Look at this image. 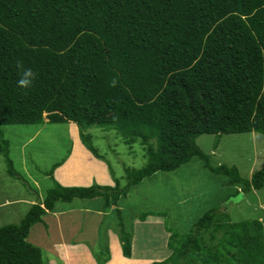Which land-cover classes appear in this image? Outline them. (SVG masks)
Masks as SVG:
<instances>
[{"label":"trees","instance_id":"trees-1","mask_svg":"<svg viewBox=\"0 0 264 264\" xmlns=\"http://www.w3.org/2000/svg\"><path fill=\"white\" fill-rule=\"evenodd\" d=\"M44 118L74 123L100 160L89 129L112 130L129 147L141 145L145 163L125 167L122 187L117 178L113 186H63L51 178L19 223L0 227V264H42L40 248L26 237L56 202L96 199L99 209L114 206L121 216L118 202L130 187L194 157L243 191L261 189L264 166L242 179L235 166H210L196 139L264 135V0H0V156L8 173L15 171L1 127ZM213 212L181 240L172 233L171 255L151 264H264L263 222L213 223ZM151 214L163 216L140 219ZM117 223L129 258L131 230ZM209 230L225 232L224 251L216 247L224 236L207 244ZM104 252L97 264L109 261Z\"/></svg>","mask_w":264,"mask_h":264},{"label":"rangeland","instance_id":"rangeland-1","mask_svg":"<svg viewBox=\"0 0 264 264\" xmlns=\"http://www.w3.org/2000/svg\"><path fill=\"white\" fill-rule=\"evenodd\" d=\"M1 128L3 137L9 141L8 157L15 173L7 172L1 155L0 204L4 205L0 206V227L19 223L30 205L38 204L44 198L46 190L52 186L51 178L54 181V177L60 178L71 186L101 183L102 176L97 168L101 165L105 178L108 177V181L101 184L113 186V178H117L122 187L126 184L125 167L138 169L145 163L142 146L135 143L129 147L112 130L89 129L91 143L103 157L100 160L90 152L86 153L88 150L79 139L78 128L71 122L48 123L44 118L39 125H4ZM196 144L209 157L210 166H235L245 180L264 166V135L254 132L219 137L206 134L200 135ZM64 162L69 164L68 175ZM55 164L57 171L52 169ZM73 167L74 173L70 171ZM101 203L96 199L56 202L52 211L46 212L30 227L26 240L28 238L30 244L40 248L42 264H97V260L107 256L106 250L110 257L107 264L158 263L171 255L168 244L172 233L179 234L173 238L175 241L181 240L180 235L190 232L197 220L211 209L214 211L213 223L262 221L264 239V185L259 190L243 191L231 179L204 167L198 157L175 170L145 177L130 187L118 202L121 216L112 211L114 206L103 211L106 213L101 221L97 213L87 218V213L81 209H72L88 208L92 212L89 214H93V209ZM142 213L163 216L151 214L140 219ZM118 219H122L126 230H131L132 254L129 259L123 257L116 235ZM213 232L204 233L208 236L207 244L213 246L224 236L216 244L223 250L221 244L227 241L225 232ZM174 244L176 246V242Z\"/></svg>","mask_w":264,"mask_h":264},{"label":"crops","instance_id":"crops-1","mask_svg":"<svg viewBox=\"0 0 264 264\" xmlns=\"http://www.w3.org/2000/svg\"><path fill=\"white\" fill-rule=\"evenodd\" d=\"M82 147V146H81ZM83 148V147H82ZM84 149V148H83ZM84 150H86V149H84ZM89 151H87L86 153H88ZM89 154V153H88ZM91 156V155H90ZM92 159V158H91ZM69 161H71V157L68 159V163H69ZM65 164V162L63 163L64 165H66V167H64V168H66L65 169V174L66 175H68V174H70L68 171L69 170H67V165H69V164ZM61 166V165H60ZM59 166V167H60ZM77 167V166H76ZM56 168H58V166L56 167ZM56 168H54V170L55 171H57L56 170ZM97 168H98V172H99V176H102V181H100L101 183L103 182V181H108V177L106 176V178H105V171H104V168L101 166V165H99V166H97ZM74 170H75V168L73 167V168H70V171H73V173H74ZM77 171H80V169H76ZM70 176V175H69ZM96 176V175H95ZM54 179L59 183V184H61V185H63V186H71V185H69V182L67 183V181H62V180H60V178L58 179L57 177H54ZM77 179V178H76ZM79 180V179H78ZM101 183H97V184H99V185H102ZM88 185H91V184H88ZM87 184H85V185H83V186H88ZM10 201H8L7 203H9ZM7 203H5V204H7ZM70 203H72V202H70ZM4 205V203H2V204H0V206H3ZM100 207H96L95 209H93L94 211H93V214H89V213H92V212H90L89 210H88V208H77V207H72V209L75 211H79V209H81L83 212H85V213H87V218L88 217H92L94 214H96L97 213V217H98V220L99 221H101V217L104 215V213H106V212H103V210H101V209H99ZM29 234V233H28ZM27 236H29V235H27ZM27 240H28V238H27ZM132 254V253H131ZM108 263V262H107ZM106 263V264H107ZM87 264V263H86Z\"/></svg>","mask_w":264,"mask_h":264},{"label":"bare ground","instance_id":"bare-ground-1","mask_svg":"<svg viewBox=\"0 0 264 264\" xmlns=\"http://www.w3.org/2000/svg\"><path fill=\"white\" fill-rule=\"evenodd\" d=\"M129 259V258H128ZM130 260H132V259H130Z\"/></svg>","mask_w":264,"mask_h":264}]
</instances>
